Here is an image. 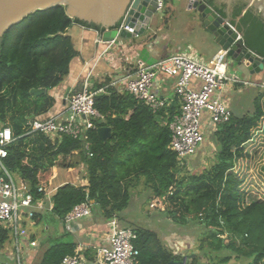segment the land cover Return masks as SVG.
Here are the masks:
<instances>
[{
	"label": "trees",
	"instance_id": "trees-1",
	"mask_svg": "<svg viewBox=\"0 0 264 264\" xmlns=\"http://www.w3.org/2000/svg\"><path fill=\"white\" fill-rule=\"evenodd\" d=\"M206 2L213 4L212 0ZM244 7L242 2L235 3L230 20L241 32L246 47L264 57V22ZM216 9L225 16L223 7ZM72 23L103 32L99 26L68 17L63 5L36 10L4 32L0 44V90L6 86L14 88L13 107L17 116L13 131L16 135L23 133L21 126L27 119L46 113L54 105L55 100L47 91L64 80L71 60L78 55L67 33ZM105 85V82L95 85L94 90L103 89L95 94L94 107L103 116L97 126L108 127L110 136L102 140L96 130L90 132V157L81 150L80 142L70 137L51 144L42 135H25L8 147L4 158L7 170L26 182L38 199L43 194L37 188L48 185L55 159L76 153L79 160L66 167L82 164L87 184L65 183L55 189L50 198V212L60 220L83 201L90 202L92 210H97L104 221L121 219V212L131 198V188L140 179L151 190L150 199L162 196L172 186L175 189L168 202L173 208L167 212L174 222H185L189 214L196 225L205 229L206 236L201 241L207 243L209 253L217 254L215 264H226L233 256L241 260L238 264H261L264 187L260 192L251 190L236 166L251 152H264V91L258 90L254 95L251 112L241 116L231 113L227 122L217 126L209 136L217 147L213 162L200 173L190 174L178 166L174 153L168 148L171 133L168 126L161 123L163 111L154 113L128 92ZM40 89L45 92H35ZM6 108L5 99H0V127L6 126ZM21 143L30 145L31 152L40 154L38 161L30 160L27 153L18 148ZM42 159L45 162H41ZM262 173L264 175V164ZM41 218L40 213L33 216L36 223ZM131 229L136 233L133 243L138 250L139 264H168L182 258L163 245L154 230L138 223ZM69 235L64 231L58 238L48 237V246L42 251L38 264H58L65 255L72 254L75 244ZM8 239V230L0 226V249ZM84 256L93 259L86 250ZM199 257L191 255L188 264H212L201 262Z\"/></svg>",
	"mask_w": 264,
	"mask_h": 264
},
{
	"label": "built area",
	"instance_id": "built-area-1",
	"mask_svg": "<svg viewBox=\"0 0 264 264\" xmlns=\"http://www.w3.org/2000/svg\"><path fill=\"white\" fill-rule=\"evenodd\" d=\"M164 1L155 0V12L163 11ZM200 1L206 3V0ZM132 3L133 0L115 27L116 37L108 42L97 39L98 44L103 46L101 51L87 63L88 68L79 84L64 95L62 108L27 119L21 126L23 133L20 135H16L10 126L0 127V226L8 230L12 247L11 257L16 264L24 263L25 248L33 249L37 245L31 237L27 223L33 220L35 211L43 206V202L50 199L51 192L46 187H38L37 191L42 192L43 196L35 199L27 183L7 170L4 158L7 156L8 147L18 137L25 135H42L51 144L60 143L67 136L80 142L81 150L90 157L92 155L90 132L97 130L99 128L97 123L103 121V116L94 107V96L103 88L94 90L91 81L99 62L103 60L113 70L110 75L106 71L104 73L110 77L105 87L128 92L133 99L146 105L154 113L168 105L165 99L153 90L157 75L166 74L174 78L172 91L179 103V110L167 124L171 133L168 148L174 153L181 168L188 167V160L203 145L208 133L212 134L219 124L230 119L229 104L223 100L221 93L227 86L236 91H241L242 87H260L264 91V81L251 82L229 71L227 50H220L212 63L200 60L188 48L186 51L171 53L151 64H146L140 59H135L132 64L129 56H124L125 64L115 66L111 63L114 59L113 54L118 55L113 52L114 48L123 45V39H120L118 34L121 30L132 32V28L124 25ZM224 21L235 34L233 42L239 41L242 49L262 58L246 47L241 32L231 20ZM120 53L122 55L123 51L120 50ZM120 71H126V74L121 73L122 77L113 78V75L119 74ZM204 127L209 128L208 133L204 132ZM174 189L171 186L165 194L154 199L153 202L160 207L158 209H165ZM153 202L150 203V207L157 206ZM91 213L92 207L88 201L74 205L62 218L65 230L74 232L77 221L90 217ZM134 240L136 233L131 228L120 226L116 218L108 220L103 243L94 247V264H139ZM84 261L83 248L78 246L72 254L65 255L58 264H82Z\"/></svg>",
	"mask_w": 264,
	"mask_h": 264
},
{
	"label": "rangeland",
	"instance_id": "rangeland-1",
	"mask_svg": "<svg viewBox=\"0 0 264 264\" xmlns=\"http://www.w3.org/2000/svg\"><path fill=\"white\" fill-rule=\"evenodd\" d=\"M165 7L163 11L155 12V14L152 17V20L154 21L153 30L157 34L158 37H165L168 42H170L172 39L177 41V43H185L187 42H194V43H201L206 41V43L209 44L211 47L212 52L214 50V44L216 43L213 40V36L204 35L198 31V27H193L191 29L186 28V23H193L194 17L196 16V12L194 9H187L188 1L187 0H165ZM72 28V26L70 27ZM74 30L76 29H70L68 32L70 34H73ZM150 33V29L148 28L145 33ZM207 37L203 40L204 37ZM131 39V38H129ZM129 39H123V41H128ZM152 40V37L148 35L143 42L149 43ZM134 45L136 43L134 42ZM133 52V48L131 47V51L129 48H126L125 51H123V57L127 56L128 54H131ZM142 59L146 62H148L151 58L144 55L142 56ZM227 60L229 61V71L241 76V68H238L232 58L227 57ZM236 69H240L239 71H236ZM264 71V70H263ZM242 72V71H241ZM249 78L251 76L249 75ZM13 90L14 88L12 86H6L0 90V99H5L6 101V120L4 122V125L10 126L13 130L14 126L13 124L16 122L15 117L17 116V113L14 110L13 107ZM259 89L251 88V87H242L241 92L236 93L234 92L232 95V103L230 104V109L232 110L234 115L241 116L242 114H245L247 112H251L253 110V97L256 94V92ZM263 90H261L262 92ZM50 92L47 91V94ZM205 133H208L209 128L204 127ZM30 145H27L24 143L20 144L18 146L19 149L23 150L24 153L26 152L29 159L33 161H38V152H31V147L29 149ZM216 144L214 141L210 140V138H206L203 145L199 148V150L196 152L194 156H192L188 161L189 165L188 167H184L185 170H187L190 174L194 173H200L203 169L208 168L211 163L213 162L214 153L216 152ZM37 153V154H35ZM78 155L75 153L74 155H69L66 157L58 156L54 163L57 165L56 167L60 168V170L65 169L64 172V180L71 182L72 184H79L81 182V179H83V173L85 172L84 166L82 164H78L79 166H75L77 170L72 168L71 170H68V167H66L69 163L73 161H78ZM41 162H45L44 159L40 160ZM264 164V152H251L250 156H247L244 158L241 163H239L236 166V171L240 173L243 176L244 184L245 182L249 183L251 190L253 191H263L264 187V175L262 173V166ZM52 172H54L52 170ZM15 177V176H14ZM18 178V177H17ZM62 175L54 180V182H58L61 180ZM15 180H17L15 178ZM47 189V188H46ZM48 190V189H47ZM131 198L129 200L128 207L124 209L121 212V216H125V218L130 219L133 218L134 221H137L140 223L143 227H149L154 228L157 231H159L160 234H162V231L168 226L172 227L173 230L176 231L175 235H179L180 237L179 242L177 243V247L168 248L172 253L177 254L178 257L186 256L187 260L189 261V257L191 255H200L199 259L201 262H210L212 264H215L218 261V257H216L215 253H209L206 249L207 243H203L201 241L202 238H204L203 232H205V229L200 226L196 225L194 221H192L191 215H186L185 222L182 220L178 222H174L171 218V215L167 212L168 209L173 208V204L170 205L168 202L165 206L164 212L163 210H158L160 208L152 198L153 194L148 186L145 185L143 179H140L133 188H131ZM51 196V194H50ZM47 201V199H46ZM170 201V200H169ZM154 203L157 205L156 207H150V203ZM171 206V207H170ZM36 214V213H34ZM148 215H151L152 218L148 217ZM153 220V224L148 223L149 219ZM117 221H121V219H118ZM118 222V223H119ZM28 224V223H27ZM157 225V226H154ZM51 229H48V232H45L46 226ZM125 225V224H124ZM134 225L133 221L129 223L126 228H131V226ZM157 227V228H156ZM27 228L30 232L33 233V236L35 240L37 241L38 248L37 250L32 254L29 255L23 254L24 263L23 264H38V260L40 258V255L42 251L46 248V240L48 237H50V233H52V230L54 231L58 230L59 228V219L57 217H54L50 211L44 212L42 214L41 220H39V223H36L32 226L27 225ZM56 232H53L55 234ZM170 233V231H168ZM178 242V241H177ZM44 243V244H42ZM176 242L174 243V245ZM5 248L8 250V253H4L0 255V263L3 264H13V261L9 258V252L10 256H12V247L9 243V241L5 242ZM3 251V250H2ZM33 252V251H32ZM29 253V252H28ZM219 254V253H218ZM220 254H225L224 252H221ZM30 256V258H29ZM232 257V259L226 263V264H238L241 260ZM29 258V259H28ZM28 259V260H27ZM27 260V262H26Z\"/></svg>",
	"mask_w": 264,
	"mask_h": 264
},
{
	"label": "crops",
	"instance_id": "crops-1",
	"mask_svg": "<svg viewBox=\"0 0 264 264\" xmlns=\"http://www.w3.org/2000/svg\"><path fill=\"white\" fill-rule=\"evenodd\" d=\"M187 1L189 2V0H187ZM187 9H188V7H187ZM188 10H190V9H188ZM195 12H196V16L194 17V20H193L194 24L188 22L185 24L186 28L191 29L193 27H195V28L198 27V31L201 33V36H202V34L207 35V36L209 34V36H211L212 33L203 24L198 12L196 10H195ZM71 26H72V28H70ZM71 26L67 29V33L71 36L74 47L78 51V55L71 60V62L69 64L68 74L66 75L64 80L58 86H56V87H54L48 91V92H50L49 95L52 96L55 100L54 105L50 109L52 111L63 107L64 95L67 93L68 90L72 89L73 87H76L79 84L80 79L82 78L86 69L88 68L87 63L92 61L94 56L98 52H100L101 48L103 47L102 44L97 45V43H96L97 39H98V32L96 30L86 28V27L79 25L77 23H72ZM153 26H154V21L151 20V24H150V28H149L151 31L150 33L149 32L144 33L141 36L133 37V38L129 39L128 41L122 40L123 45L114 48L113 52L115 54H118V55L113 54L114 59L112 60L111 63L114 64L115 66L119 65V64H125L123 54L121 55L120 50L125 51L126 48H129L131 51V47L133 48V52L131 54H128L127 56H129L128 59L130 60V62L132 64H134L135 59H140L146 64H151L158 59H161V58H164V57L170 55L171 53L186 51L188 48H190L191 52L195 56H197L200 60L212 63V62H214L218 52L221 50V48L217 44L216 45L214 44V46H215L214 50L212 52H210L211 47L209 46L208 43H206V41H205V43L201 42L200 44L198 42L194 43L193 41L187 42V44H185V43H177V41L172 39L170 42H168V40H166L165 37L161 38V37L157 36V34L153 30ZM70 29H76V30H74L73 34H70L68 32ZM148 35H150L152 37V40L149 43L143 42L144 39ZM205 38H207V37L205 36L203 38V40ZM213 40H214V37H213ZM134 42L136 43V45H134ZM214 42H215V40H214ZM143 54L148 56L151 59L148 62L144 61L142 59ZM126 65H127V63H126ZM239 70L240 69H236V71H239ZM105 71L108 72V74L110 75L113 70H112L111 66H108V64L102 60L101 62H99V64L96 66V68L94 70L95 74L91 80L93 87H95V85L99 84V83H104V82L108 83V81L110 80V77L104 74ZM115 71H117V70H115ZM241 71H239L241 73V76L243 78L250 80L251 82L259 83V82L264 81V71H262L256 75H251V78H249L248 72H247V70H245V68H241ZM121 73L126 74V71H120L119 74L115 73V75H113V78L122 77L123 74H121ZM173 83H174V78L172 76H168L166 74H158L155 81H154V84H153V90L160 97L165 99V101L168 103L166 108H164L162 110L163 111V115L161 118L162 125H167L169 123V121L171 120L172 116L174 114H176L179 110V103H178L177 99L174 97L173 91H172ZM196 83H198V82H195V84ZM195 88H197V86H195ZM251 88H256V89L262 90L260 87H251ZM234 92L239 93L241 91H236V90L232 89L231 86H227L226 89L223 92H221L223 100L227 101V103L229 104V107H230V104L232 103V95ZM231 113H233L232 110H231ZM209 136H210V134L208 133L207 137L209 138ZM56 166L57 165L52 167L51 170H53L54 172H52L51 177L48 179V183H47L48 185L46 186V188L51 192V195L54 193V191L57 187L65 184V183H69L68 181H65L63 179L64 175H65L64 172L66 173L68 171H65V169L60 170V168H58ZM77 166H79V165H77ZM76 167H68V170H71L72 168L73 169L75 168L77 170ZM59 175L60 176L62 175L61 180H59L58 182H54V180H56L59 177ZM86 184H87V181L85 179V172H84L83 173V179H81V182L77 185H75V184H73V185L85 186ZM51 206H52L51 199H49L47 201L45 200L43 202V206L40 209L36 210L35 213L43 214L44 212H48L51 210L50 209ZM148 217L152 218L151 215H148ZM131 221H133L134 223L140 224L139 222L134 221L133 218H131V220H130V219L125 218V216H122L121 221L120 222L118 221V222H119L120 226L121 225L127 226L129 223H131ZM152 221L153 220L149 219L148 223L153 224ZM35 222L36 221L33 219L27 225L33 226L35 224ZM154 226H157V225L154 224ZM146 228H149V227H146ZM46 229H47V231L45 230V232H48L49 231L48 229H50L48 227V225L46 226ZM149 229H151V228H149ZM151 230H154L157 233L159 239L161 240L163 245H165L167 248L177 247V243H180L179 242L180 237H178L179 235H175L176 231L173 230L172 227H170V226L166 227L164 229V231H162V234H160L159 231H157L154 228H152ZM50 231H51V229H50ZM64 231H66L64 228V224H63L62 220L59 219V228L56 231H54V229L52 230V233L53 232H56V233L53 235H52V233H50L51 234L50 239L58 238L62 233H64ZM106 231H107V221H104L99 216V213L97 210H95V211L92 210L90 217L77 221V223L75 225L74 232H72V233L69 232L70 233L69 236L71 238V241L75 244L74 249L76 247L80 246L83 248V251L86 250L88 255L91 258H93L92 260H88L85 257V261L82 264H94V261H93L94 260V247L103 243L105 236H106ZM168 231H170V233H168ZM30 233H31V237L35 240L33 233L32 232H30ZM7 241H9V243H10L9 239ZM175 242H176V244L174 245ZM46 244L48 246L47 240H46ZM37 248L38 247H35L33 249L32 248L31 249L25 248V254H27V255H29L30 253L33 254L37 250ZM4 253L5 254L8 253V250L5 248V244L0 249V255L4 254ZM9 258L13 261V264H16L14 259L10 256V253H9ZM29 258H30V256H29ZM27 260H26V262H27Z\"/></svg>",
	"mask_w": 264,
	"mask_h": 264
},
{
	"label": "water",
	"instance_id": "water-1",
	"mask_svg": "<svg viewBox=\"0 0 264 264\" xmlns=\"http://www.w3.org/2000/svg\"><path fill=\"white\" fill-rule=\"evenodd\" d=\"M213 4L200 0H189L188 9L198 12L203 24L212 33L215 43L221 50H227V56L232 58L238 68H245L248 75H256L264 70V57L254 56L242 49L240 42H233L235 34L228 28L224 20H230L233 5L242 2L246 9L260 17L264 22V0H212ZM131 0H0V44L4 32L12 25L20 22L28 14L36 10H46L56 5H63L68 17L88 24L99 26L103 32L99 34L102 42L112 41L117 31L115 27L120 22ZM155 0H133L132 7L124 21V25L132 28V32L121 30L120 39L141 36L150 28L155 14ZM216 7H223L225 16H221ZM98 45V41L96 42ZM45 92V89L35 92ZM100 139L110 136L108 127L96 130ZM168 264H188L186 256ZM261 264H264V258Z\"/></svg>",
	"mask_w": 264,
	"mask_h": 264
}]
</instances>
